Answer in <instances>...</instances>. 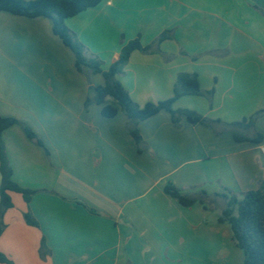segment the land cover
I'll return each instance as SVG.
<instances>
[{"label":"crops","instance_id":"1","mask_svg":"<svg viewBox=\"0 0 264 264\" xmlns=\"http://www.w3.org/2000/svg\"><path fill=\"white\" fill-rule=\"evenodd\" d=\"M65 25L104 70L139 38L148 51L132 52L117 79L140 107L171 98L178 74L189 73L212 95L181 97L175 110L229 124L264 109V0H102ZM103 84L76 70L49 19L0 11V117L41 142L19 125L1 134L12 180L34 193L28 203L9 193L0 253L11 264H244L217 220L224 199L184 207L164 187L195 198L257 190L264 116L246 131L261 135L253 143L185 118L173 124L161 111L137 124L136 145L121 111L106 119L100 106H84Z\"/></svg>","mask_w":264,"mask_h":264},{"label":"trees","instance_id":"2","mask_svg":"<svg viewBox=\"0 0 264 264\" xmlns=\"http://www.w3.org/2000/svg\"><path fill=\"white\" fill-rule=\"evenodd\" d=\"M102 0H0V11L14 16L25 18H47L52 23V31L64 46L68 47L74 55L75 68L84 74H101L104 84L91 89L90 96L86 99L84 106L96 104L101 107V116L106 119L114 118L121 111L129 121V133L136 145H140L141 136L137 130V124L145 121L161 111L170 115L173 124H178L181 118L190 124H202L214 129V124L219 125L221 130L229 132L236 142L249 141L260 143L262 137L256 134L255 137H247L244 132L253 128L255 120L264 116V109H261L240 122L225 124L219 120H210L190 110H174L173 103L184 96H202L210 99L212 93L201 90L196 74H178L172 90L171 98L157 103H147L140 107L129 96L117 79L123 73V69L134 51L146 52L139 38L129 41L121 47L119 58L112 63L107 70L102 67V61L94 56L88 55L86 48L80 43L76 36L67 28L65 20L78 15L79 13L96 7ZM170 37L169 32L162 33L157 42ZM13 125H19L28 139L41 145L33 131L24 123L13 118L0 117V233L4 229L3 215L12 207L9 193L20 194L25 203H28L31 190L20 187L12 180V169L6 155L5 145L1 140L4 130ZM164 192L184 207L192 206L195 202L210 204L213 199L220 197L225 200V207L218 216V222L228 223L232 233V239L237 248L244 256V264H264V184L257 190L247 191L240 195L227 192L223 195L209 196L201 192L197 198L189 197L180 192L173 185H166ZM24 221L27 225L37 227L38 224L29 212L24 214ZM47 248L42 241V254ZM0 263L11 264V262L0 253Z\"/></svg>","mask_w":264,"mask_h":264},{"label":"rangeland","instance_id":"3","mask_svg":"<svg viewBox=\"0 0 264 264\" xmlns=\"http://www.w3.org/2000/svg\"><path fill=\"white\" fill-rule=\"evenodd\" d=\"M200 97H203L204 99H206V100H208V98L205 96V95H202V96H200ZM200 97H198V98H200ZM210 105V101H208V106ZM175 110V109H174ZM253 115V114H252ZM205 118H207V117H205ZM208 119H210V118H208ZM210 120H213V119H210ZM214 125H216L217 127H219V125H217V124H214ZM217 127H215V128H217ZM245 134H246V132H244Z\"/></svg>","mask_w":264,"mask_h":264}]
</instances>
